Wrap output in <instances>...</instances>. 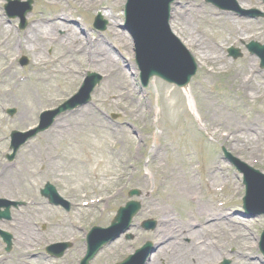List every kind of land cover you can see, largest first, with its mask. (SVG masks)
I'll list each match as a JSON object with an SVG mask.
<instances>
[{
	"label": "rangeland",
	"instance_id": "1",
	"mask_svg": "<svg viewBox=\"0 0 264 264\" xmlns=\"http://www.w3.org/2000/svg\"><path fill=\"white\" fill-rule=\"evenodd\" d=\"M184 2L185 0H176L171 22L185 7ZM196 2L205 12L209 10L215 14L218 11L223 12L206 0H196ZM255 3L257 2L247 4L255 5ZM6 4L7 0H0V23L3 20L5 24L8 22L3 9ZM125 4L126 0H33V11L27 17L28 25L25 30L18 29L19 19H13L11 24H7L8 27H12L8 37L10 42L13 38L24 40L34 24L56 21L67 25L65 22L71 19L74 24L65 27L79 30L78 25H81L82 30L85 31V34H82L85 41L100 45L110 44L111 48L114 47L112 48L114 55L120 58V64L128 73L133 98L119 99L109 86L112 78L106 73L107 71L83 60L87 58L83 53H73L76 61L66 66L71 68L73 73L62 77L56 71H50L52 68H58L56 62L64 54L56 44L46 47L44 55L48 60L40 65L37 61L38 52L34 55L22 48L10 52L7 48L3 50L0 47V54H4L7 58L6 68L12 63L11 68L18 73L15 80L0 87V96H11L19 101L27 89L38 82L37 76L42 79L45 76L53 77L47 82L48 90L42 93L44 98L38 106L27 103L25 107L20 101L11 104L0 102V174L4 172L6 175L0 181L5 180L9 174H20V182L14 189L5 191L0 184V198L31 201L28 208L13 210L11 222L0 223L1 229L9 231L15 237V250L13 249L14 252L11 254L4 252L5 246L0 240L1 264H78L86 251L87 234L96 226L109 227L118 209L129 201L128 194L132 189L141 191V197L135 200L141 202L143 206L134 220L135 227L131 231L135 239L127 241L125 237L120 238L100 252L92 264L118 263L142 246L145 241L150 240L161 245L167 229L170 231L175 229L177 232L189 230L187 218L191 217L194 221L192 228L202 226L210 218H204L202 216L204 213L199 214L195 210L204 208L205 203L209 207L214 204L220 206L219 209L225 220L229 219L236 227L239 226L247 232L244 239H248L252 244L249 254L252 255L253 260L259 259V264H264L259 247L264 230V217L249 219L242 208V199L245 196L242 176L228 163L222 148L250 162L251 165L252 157L245 155L239 149L233 151L231 145L234 141L217 139V135L214 136L215 141H212L214 139L210 135L212 132L208 128L206 130L200 127L201 124L204 126V123L199 116L200 91L196 85L204 76L201 68L189 85L194 89L193 94L189 96L176 86L158 78L151 79L147 87L142 86L136 64L135 45L128 31L123 28ZM257 5L261 12H264V3L258 1ZM98 14L108 23L106 30L102 32L93 27ZM185 17L187 18L188 15L185 14ZM216 21L215 16L203 22L196 21L195 29L199 33L204 31L214 42L226 43L230 47L233 41H228L229 34L225 31V26H216ZM249 21L255 23L253 30L264 34V17ZM218 33H223V37L220 38ZM175 35L187 47L193 58L195 57L194 61L197 63L198 59L194 55L196 49L190 48L182 36L176 33ZM56 36L57 40L65 39L64 32L61 34L60 30L57 31ZM258 40L264 45L262 39ZM246 46L247 43L237 44L236 47L243 54L237 60L230 58L227 50L225 51L228 66L211 77L208 89L218 105L232 108L233 111L228 113L241 117L239 121L242 124L244 120L248 121L253 116H257L264 130V92L260 99H254L253 103L244 106L241 104L244 99L243 92L238 91L231 83L235 72L245 68L246 57L258 60L257 56L247 51ZM23 57L29 60L25 67L20 64V59ZM45 68L47 70H44ZM257 69L259 72H264L259 67ZM1 71L0 68V73ZM88 72L103 77L102 83L92 95V102L83 109L59 117L51 129L30 141L19 151L15 161L10 163L6 155L9 153L11 132L24 131L35 126L41 112L58 107L74 96ZM21 78L26 80L22 82ZM7 109H15V115L10 117ZM84 114L86 122L89 125L93 124L91 127L71 126L73 119H79ZM112 114L120 117L113 120ZM202 135L210 136L212 140H206ZM160 145L165 146L166 149L160 168L156 169L155 165L158 162L155 161L153 151ZM41 150L46 153L43 154ZM261 150L264 151V141L259 146V152ZM262 156L261 153L257 159H262ZM214 158L219 160L221 167L220 170H215V178L209 180L205 171ZM44 159H49L47 164L42 162ZM171 163L179 165L183 173L188 176L195 174L200 191L195 202L180 199L182 192L178 193L179 188L164 190V186H161L163 181L161 172ZM8 165L15 168L6 169ZM23 168L26 170L24 171ZM146 177L149 183L148 186H143L140 181ZM48 182L53 184L63 197L71 199L74 208L70 212L50 206L47 200L41 197L40 189ZM213 186L214 191H211ZM160 198H166L163 215L157 212L156 200ZM92 200L96 201L95 208L87 210L82 207L84 202ZM147 219L159 221L156 231L149 233L141 231L140 224ZM28 220H31V235L27 234L25 228V222ZM216 231L213 227V235L210 236L215 242ZM195 232V236H198V231ZM24 239H29L28 243ZM58 241L72 242V248L60 260L46 259L44 248L47 243ZM235 251V246L228 249L227 259L231 264H241V261L231 258ZM167 252L171 253V250ZM33 255L37 258L31 259ZM10 257L13 258L9 259ZM155 257H157L155 264H162L166 260L164 251H159ZM197 257L195 259L198 260ZM225 259L217 257L218 264ZM164 264L168 263L164 261Z\"/></svg>",
	"mask_w": 264,
	"mask_h": 264
},
{
	"label": "bare ground",
	"instance_id": "2",
	"mask_svg": "<svg viewBox=\"0 0 264 264\" xmlns=\"http://www.w3.org/2000/svg\"><path fill=\"white\" fill-rule=\"evenodd\" d=\"M237 2L244 10H248L253 7L249 4L245 5V0H237ZM196 3V0H185L183 3L185 7L178 12V16H176L173 22L170 23V26L177 35L182 36L184 40L187 41L190 48L196 49L194 55L198 59L199 68L203 70L204 75L203 79L196 85L200 91L198 96L200 101V116L205 124L204 126L212 132L211 136L213 138L217 135L218 139L234 141L235 145H231L233 151H237L239 149L245 155L257 159L258 155L261 154V152H259V146L264 141V130L261 128L259 118L257 116H253L248 121L244 120L245 122L242 124L239 121L241 117L228 113L233 111L232 108L228 109L224 105H218L208 89L211 77L215 76L218 72H221L219 70H223L226 66H228V61L224 56L226 43H216L213 39L206 36L204 31H200V33L196 31V21L203 22L206 21L207 18H212L216 15L210 10L205 12L202 7L198 6ZM184 13L188 15L189 18H186ZM216 17V26H225V31L229 34L228 41H233L234 43L240 41L248 42L250 40L258 39H262V41H264V34H260L259 32H256V30L252 29V27L255 26V23L247 21L249 18L241 17L230 12L219 14ZM1 21L0 47L3 50L7 48L8 51L12 52L16 50V48H22L34 55L38 52L39 57L37 61L39 62L38 65H40L42 63H46L48 60L44 55L46 47L56 44L59 46L60 51L64 54L56 62L58 68H52L50 71L54 70L62 77L73 73L71 68L66 67L70 62L73 63L76 61L73 53H83L84 56L87 57H84L85 59L83 60L88 61V63L91 64H96L100 69L107 71L106 73H108L112 78L109 86H111L112 91L117 94L119 99L129 100L133 98L128 81V73H126L125 67L120 64V58L118 59V57L114 55V51L112 49L114 47L111 48L110 44L100 45L85 41L83 39L84 36H82L85 32L82 30L81 26L78 25L79 30H75L65 27L66 24L63 23L61 24L55 22L53 24H34L27 32L24 40H16L13 38L12 41L9 42L8 37L10 35L9 33L12 31V27H8L3 20ZM65 23H67V21ZM66 26L69 27V25ZM248 29L253 31H245ZM59 30L60 32L65 33V39L57 40L56 33ZM217 35L222 38L224 34L218 33ZM245 62V68L235 72L233 78L231 79V83L238 91L243 92L244 99L241 104L248 106V104L253 103V100L258 99L264 92V72H257L259 60H253L250 57H246ZM6 66L7 58L1 53L0 68L2 69V73L0 74V87L1 85L5 86L9 81H13L18 77V73L11 68L12 65H9L7 68ZM44 70L47 69L45 68ZM52 78L53 77L45 76V78L42 79L37 76L38 82L33 85V87L27 89L26 93L20 97L19 101L24 103L25 107L27 103H30L32 106H38L41 99L44 98L42 93H45L48 90L47 82ZM190 92L192 93V88L185 90L186 94H189ZM16 101L18 100L11 96H0V102L5 104L15 103ZM85 114L79 119H73L71 122L72 125H70L73 127H91L93 124L89 125L86 122ZM61 128L65 129L64 126H61ZM165 149V146L160 145L153 151L155 161L158 162L155 165L156 169L160 168V162L163 160ZM41 152L43 153L42 150ZM45 153L46 152L43 154ZM48 161L49 159H44L42 162L47 164ZM166 167L167 168L161 172L163 175V181L161 182V186H164L163 189L174 190V188H179L178 193L182 192L180 199L195 202V199H197L200 194L196 184L195 174L189 176L186 175V173H183V169L176 163H171ZM220 167L221 164L219 160L213 159L206 168V177H208L209 180L215 178V170H219ZM23 170L25 171L26 168H23ZM19 175L20 174H9L5 180L0 181V184L5 188V191L12 190L16 187V185H18L20 182ZM4 178L5 175L3 173L0 174V179ZM216 181L217 180L215 179L214 182ZM214 182H212V185H214ZM140 183H142L143 186H148V178H143ZM211 191H214V186ZM165 199L166 198H160L156 200L158 203L157 212H159L160 215L165 213ZM95 204L96 203L94 201H91L86 203L85 206L87 208H93ZM215 207V205H211L209 207L208 204L205 203L204 208H198L195 212L199 214L204 213L202 216L209 219L215 214ZM216 214V219L206 222L202 227L195 228L198 230V236H195L196 232L192 229H189L184 233L179 231L177 232L175 229L173 231L167 229L162 238L163 242L159 247V251H164V255L166 256L165 259L167 261H171L175 255V262H177H173L171 264H193L192 261L194 260L195 255L205 256L209 259L213 253L214 243L210 236L213 235V227H215L217 229V251H214V253L219 259L220 257H228V249L235 246L236 251L232 256V259L241 261V264H257V262L259 264L260 260H253L252 255L249 254L252 244L248 239H244L247 232L239 226L236 227L229 219L225 220L223 218L224 215L219 208H217ZM192 223L193 220L191 217L187 218V226L190 227ZM30 226L31 220L26 221L25 228L28 235H31ZM177 234L179 235L177 236ZM175 236L177 237L174 238ZM24 240L22 241H26L28 243L27 240L29 239ZM170 250L171 253L167 252ZM156 260L157 257L154 256L151 260V264H155L154 262Z\"/></svg>",
	"mask_w": 264,
	"mask_h": 264
},
{
	"label": "water",
	"instance_id": "3",
	"mask_svg": "<svg viewBox=\"0 0 264 264\" xmlns=\"http://www.w3.org/2000/svg\"><path fill=\"white\" fill-rule=\"evenodd\" d=\"M164 4V7H158L155 11L152 10L150 12H145L143 11L144 15L147 14V17H144V22L142 25V38L144 40L149 39L150 37H155L156 35H161L163 37H167L168 34V30H167V20H168V4ZM150 5H158V3L156 4H150ZM142 13V15H143ZM249 49L254 52L257 53L259 55H263V51H264V47H261L260 44L257 43H252L249 46ZM164 55L166 57V59L168 60V62L172 65L174 72H177L178 74H183V77L180 81L175 80L176 77L174 76H170L169 74H167L166 72H162L160 70H154L151 71L149 73V75L145 77V84L148 83V80L153 77V76H159L161 78H163L164 80L171 82V83H177L180 86H184L185 84H188L190 79L192 78V76H194V74L196 73L197 67L195 65L192 66L193 63H191V60L189 61V59H187V57H183V52L181 50L176 51V49L171 48V49H167L164 52ZM235 57H238V54H235ZM183 58V59H182ZM155 59L154 57H149V60H153ZM190 62V64H189ZM188 64V65H187ZM141 70L143 72V75H145V68L144 65L141 64ZM100 81V78L97 76H94L92 85L89 87V90L87 92V98L89 99V94L90 92H92L93 88L95 87V85ZM61 112V110L58 111V113ZM50 120V119H49ZM44 121L42 126L38 129V131H44L51 123V121ZM16 140L13 143V146L15 148V150L24 142H26V137H20L19 134L14 133L13 135ZM257 191V190H256ZM42 194L44 196L49 197L51 200L55 199V191L53 188L47 186L46 189L44 191H42ZM0 205L2 206L3 203H0ZM0 206V207H1ZM139 210V206L136 204H131L130 205V214H129V222L132 218V216L134 214H136ZM8 211H6L5 213H0V219L4 218V217H9ZM121 220V218H119V221ZM155 227V223L150 222L147 223L146 228L147 229H151ZM111 232H115V228H113L111 231L108 232H104L102 230H98L97 233L98 235H103V233L106 234L105 237H103L101 240L96 239L97 238V234H95L94 237L95 240L91 241V243L89 244V247H91V250L88 254V257L85 259V261L83 262V264H88V261L96 254V252L99 250V248H101V245L106 243L107 240H115L117 238V236L114 235H109ZM109 235V237H108ZM5 240L6 242H10L11 237L9 235H5ZM108 237V238H107ZM153 253V250H151V245H147L146 248L142 249L141 251L138 252V256H142V260L139 264H143V262L147 259V257L149 255H151ZM90 256V257H89ZM136 260V258L134 257H130L127 261H125L124 264H133V262Z\"/></svg>",
	"mask_w": 264,
	"mask_h": 264
}]
</instances>
